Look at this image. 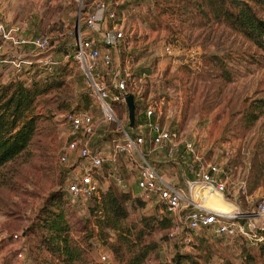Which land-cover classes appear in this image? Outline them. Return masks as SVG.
Wrapping results in <instances>:
<instances>
[{
	"label": "rangeland",
	"instance_id": "374dc122",
	"mask_svg": "<svg viewBox=\"0 0 264 264\" xmlns=\"http://www.w3.org/2000/svg\"><path fill=\"white\" fill-rule=\"evenodd\" d=\"M111 3L126 17V42L114 56L122 69H129L136 84L135 127L138 120L139 125L146 123L143 118L148 103L164 100L158 108L162 114L154 120L194 142L205 163H217L229 191L241 195L243 209L257 204L264 198L261 51L225 25L203 17L201 0ZM83 7L81 0H0V23L6 34L50 38L52 55L58 62L49 72L35 63L27 65L23 76H18L10 64L0 66V84L22 80L20 77L29 86L44 81L55 84L37 100L40 120L33 141L25 153L0 170V264H60L59 259L39 247L43 230L35 231L40 209L53 193L63 195L60 205L70 223V237L83 245L86 259L92 264H128L146 246L150 253L144 264H175L177 253L196 255L199 264H264L263 250L240 239L218 236L212 229L190 234L193 246L170 241L168 228L161 224V206L146 198L136 185L139 161L135 157L120 156L116 164L101 170L99 197L84 201L66 194L67 178L75 161L71 158L67 165L60 162L71 134L65 114L89 112L97 126L90 144L107 154L113 152V139L121 135L117 124L104 121L80 66L67 59L75 50L76 27ZM0 45L10 56L34 55L31 48L16 47L6 39L0 38ZM116 111L124 128L132 133L126 102ZM186 155V163L170 171H166L169 164L162 160L153 164L184 186L191 178L187 167L193 160L192 155ZM109 189L120 198L127 193L131 196L126 204L128 217L119 231H104L98 224L104 218L98 202ZM129 241L136 247L131 248ZM115 249L121 253L116 255ZM104 254L107 261L101 260ZM247 255L254 261L246 260Z\"/></svg>",
	"mask_w": 264,
	"mask_h": 264
},
{
	"label": "built area",
	"instance_id": "2783aa9c",
	"mask_svg": "<svg viewBox=\"0 0 264 264\" xmlns=\"http://www.w3.org/2000/svg\"><path fill=\"white\" fill-rule=\"evenodd\" d=\"M84 1L81 0L84 10L82 8L79 12V20L83 17V27H76L75 50L67 59H73L80 66L86 87L99 104L104 121L117 124L121 135L113 139V152L107 154L104 149L90 144L97 126L89 112L65 114L71 134L60 162L67 165L71 158L75 161L67 178L69 196L84 201L99 197L102 190V183L98 181L101 170L116 164L120 156L135 157L139 161L136 185L146 198L156 200L163 214L171 219L168 229L170 241L189 246L192 243L190 234L212 229L218 236L264 247V198L243 209L241 195L235 196L229 191L220 166L214 162L205 163L197 154L194 142L183 139L180 131L154 120L162 114L158 108L164 105V100L146 105L144 125H137L132 133L124 128L116 109L126 102L128 95L136 94L133 75L129 69H122L114 56L126 42L125 13L115 8L111 0H89L86 5ZM0 38L11 41L16 47L32 49L33 59L26 58L25 54L10 56L0 45V66L10 64L18 76H23L27 65L35 63L49 72L58 64L52 55L51 40L46 36L38 35L31 39L8 36L0 23ZM187 153L192 155L193 160L187 167L191 178L185 180L184 186L171 173L160 172L153 164L162 160L164 164H169L166 171H170L186 163ZM119 183L122 181L119 180ZM207 187L232 206L230 212H218L195 198L198 189L202 193V189ZM242 188L245 191V186ZM101 260L107 261V255H102Z\"/></svg>",
	"mask_w": 264,
	"mask_h": 264
},
{
	"label": "trees",
	"instance_id": "16d2710c",
	"mask_svg": "<svg viewBox=\"0 0 264 264\" xmlns=\"http://www.w3.org/2000/svg\"><path fill=\"white\" fill-rule=\"evenodd\" d=\"M201 1L203 5H200V11L203 17L214 23L223 24L243 36L261 51L264 59V0ZM206 7L209 8L208 12ZM54 85L44 81L34 82L29 86L23 80L0 84V170L25 153L33 141L40 120V115L36 111L37 100L55 87ZM140 122L141 120H138L137 124L139 125ZM66 194L69 195L67 188ZM62 196L59 193L49 195L40 209L37 217L39 221L35 226V231L43 230L39 247L59 259L60 264H92L86 259L87 252L84 251L83 245L70 237V223L60 205L63 203ZM130 200L129 193L123 194L120 198L113 189H109L104 194L98 202L99 211L104 217L98 222L102 230H120L128 217L126 204ZM138 201L144 204L141 200ZM162 219L163 228L169 229L171 219L167 215H164ZM129 235L130 233L126 239H129ZM129 243L125 242V246ZM116 244L113 247L117 246ZM193 245L191 243L189 246ZM135 247L131 243V248ZM146 247L140 250V256L131 259L128 264H144L150 253L148 246ZM257 248L264 252V247ZM113 251L116 255L121 253L119 249ZM197 259L196 255L177 253L174 262L175 264H199ZM247 259L254 261L251 255H247Z\"/></svg>",
	"mask_w": 264,
	"mask_h": 264
},
{
	"label": "bare ground",
	"instance_id": "6f19581e",
	"mask_svg": "<svg viewBox=\"0 0 264 264\" xmlns=\"http://www.w3.org/2000/svg\"><path fill=\"white\" fill-rule=\"evenodd\" d=\"M202 193L198 189L195 198L200 201L204 206L216 210L218 212H230L232 206L225 202L221 195L214 192L212 188H203Z\"/></svg>",
	"mask_w": 264,
	"mask_h": 264
},
{
	"label": "water",
	"instance_id": "95a60500",
	"mask_svg": "<svg viewBox=\"0 0 264 264\" xmlns=\"http://www.w3.org/2000/svg\"><path fill=\"white\" fill-rule=\"evenodd\" d=\"M79 25V20L77 22V26ZM126 104L129 109V128L133 130L136 124V109H135V99L132 95H128L126 99Z\"/></svg>",
	"mask_w": 264,
	"mask_h": 264
}]
</instances>
